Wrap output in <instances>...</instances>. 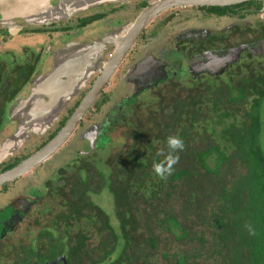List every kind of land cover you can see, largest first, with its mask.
<instances>
[{
	"label": "trees",
	"instance_id": "trees-1",
	"mask_svg": "<svg viewBox=\"0 0 264 264\" xmlns=\"http://www.w3.org/2000/svg\"><path fill=\"white\" fill-rule=\"evenodd\" d=\"M233 75L171 82L136 105L112 151L59 167L45 220L0 261L264 264V77ZM177 134L185 147L161 179L153 162ZM104 188L118 225L91 198Z\"/></svg>",
	"mask_w": 264,
	"mask_h": 264
},
{
	"label": "flooded vegetation",
	"instance_id": "flooded-vegetation-1",
	"mask_svg": "<svg viewBox=\"0 0 264 264\" xmlns=\"http://www.w3.org/2000/svg\"><path fill=\"white\" fill-rule=\"evenodd\" d=\"M154 1L27 0L26 14L13 16L11 24L0 25V173L56 135L101 76L129 26ZM128 11L134 14L129 15ZM193 15L202 21L216 20L221 26L212 29L205 24L183 25L160 49L138 50L142 43L146 45L144 40L149 43L156 33L157 24L153 22L159 17L164 26L175 18L187 24ZM263 40L264 0L222 6H175L160 13L138 35L70 141L75 135L78 140L81 131L92 128L96 149L91 151L92 140L84 135L88 151L81 149L79 154L91 156L108 150L114 143L113 134L120 130L135 106L171 82L186 83L207 77L229 79L230 74L235 78L251 75V82L264 77V50L260 47L262 51L255 52L251 48ZM235 49L239 55H234V61L226 65L208 68L195 63L198 56L208 51ZM211 69L213 74L209 73ZM141 85L146 88L136 92ZM67 95V102L63 103ZM21 125L33 139L23 142L22 150L15 149L14 144L4 147ZM35 126H45L44 133ZM82 127L85 129L78 132ZM47 160L31 171H44ZM31 171L0 186V244L37 211L39 203L54 192L49 187L52 181L61 177L46 179L43 184H47V189H29L35 191L32 194L17 187ZM10 226L13 229L1 236V230Z\"/></svg>",
	"mask_w": 264,
	"mask_h": 264
},
{
	"label": "water",
	"instance_id": "water-1",
	"mask_svg": "<svg viewBox=\"0 0 264 264\" xmlns=\"http://www.w3.org/2000/svg\"><path fill=\"white\" fill-rule=\"evenodd\" d=\"M26 1L27 0H0V25L13 23V16L15 15L26 14ZM243 1L248 0H155L153 3L145 7L140 12L136 20L129 26L128 32L123 37L122 41L117 45L112 58L105 65L101 76L93 84V87L89 91V93L81 100L79 106L75 109L74 113L66 120L62 128L41 148L33 152L31 155L20 161L15 166L0 173V186L28 173L34 167L52 157L55 152H57L63 145L67 143V141L79 127L82 120L85 118L89 109L94 105L100 91L104 88V86H106V83L110 79L114 70L119 66V64L127 55L138 35L157 15L175 6H222L231 5ZM260 47H262V49L264 50V40L262 42H259L257 45L251 46L252 50L255 52L258 51ZM262 49H259V51H262ZM237 51L238 50L236 49L229 51H208L203 55L198 56L197 60H195V63L198 66L202 67H206L207 65L208 68H212L214 66L220 67L222 65H226L230 60H233L234 55H239ZM213 69H211L209 73L213 74ZM145 88L146 86L142 87L141 85L139 90H137L136 92L140 93ZM68 96L69 95L64 96L63 103L67 102ZM61 103L62 99L58 100V110L61 109ZM49 118L51 120L53 119V117ZM27 119H30L29 115L26 117V121L28 122ZM22 125L20 126V130L15 135V137L7 141L4 147H8L14 144V146H16L15 149H18L20 148L21 144L28 137H30L28 129L25 127L23 128ZM35 127H37V129L40 128V132H42V130L45 128V126ZM93 132L94 129L90 128V130L86 131L83 134V136L85 135L87 138L92 140L91 151L96 149L95 140H97L96 138H94L95 136ZM2 147L3 145L1 146V148ZM7 229L12 230L13 228L12 226L5 229L3 228L1 230V236L7 233ZM59 262L68 264V260L65 254L58 256L55 260L49 261L47 264H56Z\"/></svg>",
	"mask_w": 264,
	"mask_h": 264
},
{
	"label": "rangeland",
	"instance_id": "rangeland-1",
	"mask_svg": "<svg viewBox=\"0 0 264 264\" xmlns=\"http://www.w3.org/2000/svg\"><path fill=\"white\" fill-rule=\"evenodd\" d=\"M128 14L133 15L134 13L128 11ZM160 18L161 17H159L158 19H156L153 22V24H157L156 25V33L154 34V36H151V38H150L151 40L149 41V43H148V41L144 40L146 45H144V43H142L138 47V50H141L142 48H148V47L151 49H154V50L160 49V47L162 45H164L166 43V41H168L170 38H172L174 33L177 32L181 27H183V25H189V24L203 25V24H205V25H209L208 27L212 28V29L219 28L221 26L220 23L217 22L216 20L206 19L205 21H202V20H200L199 17H196L194 15L188 20L189 22H187V24H185L183 22V20H179L178 18H175L173 20H170V22H167L163 26V24H161V20L158 21ZM153 24L151 26H153ZM93 65L96 67V63H94ZM98 65H99V63H98ZM89 73H90V71H88L85 75L88 77V75H90ZM91 73H94V71ZM119 88H121V85ZM148 97L149 96H147L143 100L145 101ZM111 103H112V101H111ZM262 112L264 115V104L262 106ZM93 119L95 120V119H97V117H95ZM90 121H91V119L87 122V125L90 124ZM82 129L84 130L85 127H82L78 132H80ZM43 133L44 132H42L41 134H43ZM83 134H84V131H81L80 132V138L78 140H77L76 135H75V137H73L71 139V141L69 139L66 143V146L63 145L57 152H55L53 154L52 157H50L47 160V162L45 163L46 167H45L44 171L41 172L38 169L31 171L29 174L22 177V180L19 182V185L17 187L26 188V190H28L29 193H32V194L35 193V191L32 192L29 189L38 188L39 190H41V189L46 190L47 184H45V187L43 184V182L46 179L52 180L53 178H57V172H58L59 167L63 166L66 163H69V162L71 163L74 159L78 158L79 150H81V149L87 150L88 149L86 146V142L84 141ZM121 136H122L121 131L120 130L116 131L113 134V138H114L113 142L119 141V139H116V138L121 137ZM32 139H33L32 136L28 137V139L24 141V144L27 143L29 140H32ZM124 144H127L126 140H124ZM20 147L21 148H19V150H22L24 147L23 144H21ZM110 148H111V146H110ZM111 151H112V148H111ZM100 152H102V154H104V155L108 154V150H102ZM95 160L98 162L97 159H95ZM90 195H91L92 200H94L96 204L100 205L107 212V214H109L110 218L112 219L113 225H118V220L116 218L115 211H114L113 196L109 192V190L104 188V191H102L100 193L99 192L98 193L91 192ZM3 197H5V196H3ZM1 199H0V201H1ZM41 206H42V203H39L37 211L34 212L33 214H30L27 217V221H25L22 225H20V227L16 228V230L13 231L9 235L8 239L6 241H4V243L0 244V247H1L0 251L1 252L5 253V252L11 250V246H15V245L19 244L20 241L28 242V238H30L29 237L30 236L29 231L36 227L35 222L38 220L40 221L41 219L45 220V218H46V214L41 213L42 212ZM39 214L41 215V218H39ZM0 264H5V262L0 261Z\"/></svg>",
	"mask_w": 264,
	"mask_h": 264
},
{
	"label": "clouds",
	"instance_id": "clouds-1",
	"mask_svg": "<svg viewBox=\"0 0 264 264\" xmlns=\"http://www.w3.org/2000/svg\"><path fill=\"white\" fill-rule=\"evenodd\" d=\"M168 152L165 155L163 151L159 155L163 156V159L159 162H153L154 173L159 176L161 179L166 178L168 175H171L174 170V165L179 161V157L174 155L178 150L182 151L185 147L183 139L177 135H169L166 140ZM245 227L250 228L249 224H246Z\"/></svg>",
	"mask_w": 264,
	"mask_h": 264
}]
</instances>
